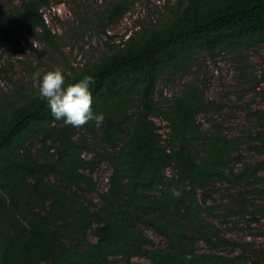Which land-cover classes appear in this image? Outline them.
Wrapping results in <instances>:
<instances>
[{"label": "trees", "instance_id": "obj_1", "mask_svg": "<svg viewBox=\"0 0 264 264\" xmlns=\"http://www.w3.org/2000/svg\"><path fill=\"white\" fill-rule=\"evenodd\" d=\"M2 1L0 264H264V161L242 163L243 140L207 117L224 105L207 99L198 84L206 79L164 94L202 55H230L243 70L247 55L264 48V0L167 1L158 20L120 43L108 35L103 54L66 64L65 84L92 77V110L104 116L100 127L79 128L56 120L33 82L13 78L2 50L25 53L31 38L63 55L44 10L65 0ZM133 2L85 17L86 28L106 34ZM258 141L263 154L264 136ZM102 165L108 175L99 190L92 175ZM235 217L245 221L244 234L263 241L226 235L220 226Z\"/></svg>", "mask_w": 264, "mask_h": 264}, {"label": "rangeland", "instance_id": "obj_2", "mask_svg": "<svg viewBox=\"0 0 264 264\" xmlns=\"http://www.w3.org/2000/svg\"><path fill=\"white\" fill-rule=\"evenodd\" d=\"M16 1L15 3H17ZM115 1L117 0H65L64 3L55 5L52 9L44 10L52 31L61 38L63 55L57 54L31 38L29 39L32 41V50H26L22 54H12L11 49L2 47L5 53V64L13 65V78L16 81L33 82L34 84L33 74L37 71L43 74L46 71L60 70L63 73L66 70V64L80 66L91 56L97 57L105 52L106 42L110 41L108 35L112 37V42L120 43L133 31L158 20L160 15L165 13L166 2L174 0H134L130 12L120 23L109 28L106 34H98L86 28L88 25L84 22L85 17H95L106 11ZM6 6L7 2L0 0V10H5ZM261 55H264V48L260 53L247 55V65L241 71L237 69L238 64L235 58L230 55L214 60H211L207 55H202L195 60L197 65L194 63L192 67L188 68L189 73H186L180 80L176 79L173 85L164 89V94L168 96L177 91L183 81H192L197 78L199 81L206 79L204 83L198 84L200 87L205 85L207 99L224 105L219 113L210 114L207 117L213 124L225 127V132L229 137L236 136L243 140L244 143L239 154L243 156L242 163L247 165L264 161V153L259 154L254 149L260 144L258 141L260 135L264 136V81H260L256 85L257 79L264 71ZM7 86L8 84L5 82L4 87ZM257 112L262 113L261 119L255 115ZM199 121L205 128L209 127L203 118ZM235 165L236 169L243 167V164H233V166ZM107 175V167L104 165L93 173L92 176L98 184L99 190L103 189ZM261 175L264 177V172ZM222 187L225 188L226 185ZM220 194H225V192L220 190ZM216 196L219 197L218 194ZM259 203L263 204L264 201L260 200ZM226 222L220 228L229 237L238 241H263L250 234H244L240 230L245 223L244 220L235 217L228 218ZM213 223L216 226L219 225L218 220H213ZM146 232L155 245L162 246L164 244V239L160 235L150 230ZM199 249L204 250V246L200 244ZM110 264L126 263L120 258H114ZM129 264H150V262L147 259L134 258Z\"/></svg>", "mask_w": 264, "mask_h": 264}, {"label": "clouds", "instance_id": "obj_3", "mask_svg": "<svg viewBox=\"0 0 264 264\" xmlns=\"http://www.w3.org/2000/svg\"><path fill=\"white\" fill-rule=\"evenodd\" d=\"M33 81V86L47 102L51 115L56 120L62 119L66 125L76 128L83 127L90 121L96 127L103 123V114H94L92 110L93 101L89 90V85L94 82L92 77L86 76L79 82L65 84L60 70L46 71L43 74L37 71L33 74ZM172 194L180 196V192L175 189Z\"/></svg>", "mask_w": 264, "mask_h": 264}]
</instances>
